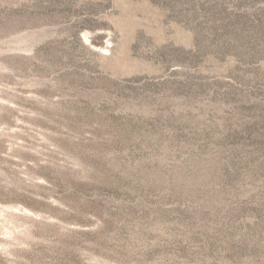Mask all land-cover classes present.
<instances>
[{"label": "rangeland", "instance_id": "obj_1", "mask_svg": "<svg viewBox=\"0 0 264 264\" xmlns=\"http://www.w3.org/2000/svg\"><path fill=\"white\" fill-rule=\"evenodd\" d=\"M0 264H264V0H0Z\"/></svg>", "mask_w": 264, "mask_h": 264}]
</instances>
